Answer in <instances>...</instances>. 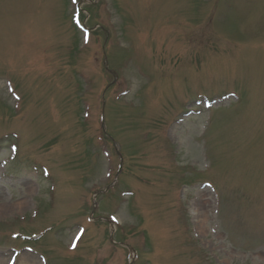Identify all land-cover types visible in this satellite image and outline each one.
<instances>
[{"label": "rangeland", "instance_id": "1", "mask_svg": "<svg viewBox=\"0 0 264 264\" xmlns=\"http://www.w3.org/2000/svg\"><path fill=\"white\" fill-rule=\"evenodd\" d=\"M0 264H264V0H0Z\"/></svg>", "mask_w": 264, "mask_h": 264}, {"label": "bare ground", "instance_id": "2", "mask_svg": "<svg viewBox=\"0 0 264 264\" xmlns=\"http://www.w3.org/2000/svg\"><path fill=\"white\" fill-rule=\"evenodd\" d=\"M28 207V204L27 203H23V204H20L18 205V210H25L26 208ZM32 259L34 260L35 258L32 257Z\"/></svg>", "mask_w": 264, "mask_h": 264}, {"label": "snow or ice", "instance_id": "3", "mask_svg": "<svg viewBox=\"0 0 264 264\" xmlns=\"http://www.w3.org/2000/svg\"><path fill=\"white\" fill-rule=\"evenodd\" d=\"M73 246H75V245H73Z\"/></svg>", "mask_w": 264, "mask_h": 264}, {"label": "water", "instance_id": "4", "mask_svg": "<svg viewBox=\"0 0 264 264\" xmlns=\"http://www.w3.org/2000/svg\"><path fill=\"white\" fill-rule=\"evenodd\" d=\"M96 196H97V194H96Z\"/></svg>", "mask_w": 264, "mask_h": 264}]
</instances>
